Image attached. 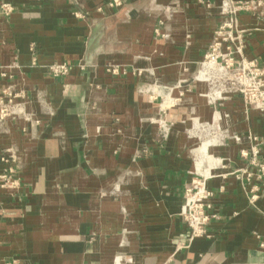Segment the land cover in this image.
I'll return each instance as SVG.
<instances>
[{
  "label": "crops",
  "instance_id": "1",
  "mask_svg": "<svg viewBox=\"0 0 264 264\" xmlns=\"http://www.w3.org/2000/svg\"><path fill=\"white\" fill-rule=\"evenodd\" d=\"M110 1L0 0V96L12 85L30 116L0 120V264H264V181L233 174L248 144L189 134L220 112L264 158V112L197 77L223 0ZM237 18L264 80V20ZM209 155L224 161L207 181L215 217L190 241L180 208Z\"/></svg>",
  "mask_w": 264,
  "mask_h": 264
},
{
  "label": "built area",
  "instance_id": "2",
  "mask_svg": "<svg viewBox=\"0 0 264 264\" xmlns=\"http://www.w3.org/2000/svg\"><path fill=\"white\" fill-rule=\"evenodd\" d=\"M122 3L123 0H111L108 5L114 7L122 5ZM242 10L251 11L264 20V0H237L235 2L223 0L220 5V12L224 17L223 22L213 34L197 77L200 70L210 63L213 70L210 72H213L215 76L218 75L216 79L229 81V88L241 94L248 106L264 112L262 70L258 68L255 60H247L242 55V30L238 26L237 18L238 12ZM11 12L12 6L10 4L0 3V18L7 17ZM236 55L239 56V59L234 62ZM79 68L84 69V65L80 64ZM69 69L67 62L49 66V72L54 77L67 75ZM112 71H116V68H113ZM215 95L220 97V95ZM16 97L17 94L12 85L9 84L2 90L0 120L12 115H20L27 120L30 119L29 113L25 112L23 103L16 102ZM162 130L166 133L168 127L164 126ZM233 140L236 143L246 141L248 144V147H242L239 150V156L246 161L247 165L234 170V176L239 180L245 179L248 184L252 179L264 181V158L261 156L257 137L250 134L243 139L239 135H234ZM2 160L7 161L6 158H2ZM223 162V159L218 157L215 159L210 157L199 158L198 164L192 172L193 178L185 188L180 215L189 229L190 241L194 238L208 236L206 226L210 219L215 217V214L210 212L212 208L210 198L213 192L208 188L207 181L213 176L211 169L224 166ZM249 167L254 169H249ZM7 172L11 173L12 167H8ZM2 177L5 181L7 180V174H3ZM257 190L258 187L255 184L250 187L249 202L253 203L258 198ZM114 262L115 264H132L131 258L120 255L114 257Z\"/></svg>",
  "mask_w": 264,
  "mask_h": 264
},
{
  "label": "rangeland",
  "instance_id": "3",
  "mask_svg": "<svg viewBox=\"0 0 264 264\" xmlns=\"http://www.w3.org/2000/svg\"><path fill=\"white\" fill-rule=\"evenodd\" d=\"M257 64V62H256ZM258 68L261 69L259 67V65L257 64ZM215 77V78H214ZM218 77V75L215 76V74H212V77L207 81L209 84V89L207 90V93L209 96H212V91H214L215 89H221V96L223 95V93H225L226 91L231 92L234 91L232 89H230V83L229 81L226 80H218L216 79ZM219 83H221V85H219ZM226 90V91H225ZM209 100H212V98H209ZM213 112H215V110H213ZM157 120L160 121V125L164 124V120L163 119H159V117L156 118ZM219 120H221V117H213L210 119V121H205L202 123H199L197 125V123H195V125L193 124L192 127L189 129V134L193 135V136H201L204 137L205 140H210L211 142L212 139H218L219 142H223L225 139L231 138L233 139L234 135L237 134H229V132L227 131V129H223L221 127V124L219 123ZM221 122V121H220Z\"/></svg>",
  "mask_w": 264,
  "mask_h": 264
},
{
  "label": "bare ground",
  "instance_id": "4",
  "mask_svg": "<svg viewBox=\"0 0 264 264\" xmlns=\"http://www.w3.org/2000/svg\"><path fill=\"white\" fill-rule=\"evenodd\" d=\"M212 65L210 64V63H208V64H206L205 65V67L202 69V70H200V72H199V74H198V78L199 79H201V80H208V78H211L212 77V73L213 72H210L212 69ZM213 71V70H212ZM210 72V73H209ZM208 74H209V77H208ZM221 90L220 89H218V90H216V94L217 95H220L221 93ZM220 112H215L214 113V117L216 118V117H220ZM213 141V140H212ZM209 142V144L211 143V141L209 140L208 141ZM201 152H203L204 154L206 153L207 154V149H204V151L202 150ZM208 156V155H207ZM209 157L210 158H216L215 156H211V155H209Z\"/></svg>",
  "mask_w": 264,
  "mask_h": 264
}]
</instances>
